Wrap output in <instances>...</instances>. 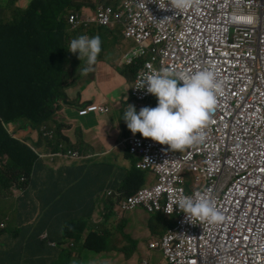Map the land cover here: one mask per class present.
<instances>
[{
  "label": "clouds",
  "instance_id": "obj_1",
  "mask_svg": "<svg viewBox=\"0 0 264 264\" xmlns=\"http://www.w3.org/2000/svg\"><path fill=\"white\" fill-rule=\"evenodd\" d=\"M16 1L10 0V3L15 5ZM156 2L160 9H168L170 6L178 11L185 8L189 0H156ZM242 2L243 4L240 8L236 9L234 16H230L224 14L218 8L210 7L208 0H203L198 5V8H207L214 23L203 29L190 28L186 34V43L191 47L188 52L194 56H199L196 54L201 47L215 45L223 38L225 41L237 38L235 42L241 43L244 50H246L251 47L254 41L264 38V28L252 31V29H255L254 25L264 15V11L262 13L264 0H258V3H261L263 8H258L257 10L249 6V0H242ZM28 5L25 8L16 6L17 8L14 10V15L10 22L13 21L18 10H24ZM128 9L131 8L128 7ZM63 18L66 22V28L71 32L80 28V25L72 22L69 6L66 7ZM251 26H253L252 29L250 28ZM152 32L153 35L148 40L153 41L157 34L156 26L152 28ZM208 40L211 41L209 45L207 44ZM154 47L157 46L154 44ZM157 49L159 50V48ZM68 51L77 54L73 56L75 59H85L86 62L82 63L84 67L81 68L80 74L87 76L88 73L94 71L93 66L101 52V38L98 35L92 37L79 35L70 41ZM112 60L117 63H125L121 59L118 60V58ZM251 62L252 64H250ZM237 69L240 73L248 75L247 83L258 79V77L261 78L260 60L258 57H252L247 62H240ZM149 71L141 74L138 78L134 86L137 89L135 96H154L157 101L155 107L144 106L137 111L134 105L127 103L128 107L126 109L120 102V98L114 100L111 106L96 102H82L80 98L75 106L79 117H84L89 114L105 116L114 107L113 113L115 117L113 120L119 121L121 141L125 134L128 135L127 143L123 144L122 142L124 145L122 154L124 155L125 163L116 164L113 160L108 159L98 161L97 171L93 174L94 179L97 180L99 177H106L107 180L111 181V173L116 168H120L121 170L120 179L115 180L120 185L122 183L127 184L132 173L142 175V183L127 196L121 206L113 205L104 193L99 192L101 198L105 201L104 209L115 215L117 211L120 212L121 214L117 215L118 217H122L126 213H130L128 216H131L134 214L140 215L143 212L153 217L166 230V233L161 239L154 244L153 249L159 250L164 255L168 251V247L173 246L177 253V260L173 259L166 264H248L250 260L249 256L253 254L250 253L253 250V246L236 241L221 242L209 246L203 242H195L189 239L194 233L190 228V222L193 224H195L194 221L201 223H219L223 220V215L213 205L211 198L204 193H199L200 190H204L208 185L200 177L198 171H195V173L198 175L197 178L204 183V187L196 190L192 194L188 193L184 188L185 177L181 173L183 179L181 187L184 188L185 195L173 201L174 208L170 207L167 196L164 197L161 203V209H151L147 206L145 198L146 191H150L158 186L161 169L170 155L181 156L180 151L185 148L191 147L192 149L203 143L205 140L204 132L209 129L212 121L219 117L222 109L217 102L218 95L222 91V82L217 79L216 73L210 68H201L194 72H187L176 68L154 70L151 73ZM117 73L122 75L119 70H117ZM93 106L98 107L97 111L87 115L81 114L83 111H90L89 108ZM232 122L233 125L229 130V136L231 138L245 139L249 136L245 119L237 120V116H235ZM10 125H13V123H9L6 126L7 132L14 139L24 144L23 141L15 136V132L10 131ZM138 134L144 138H151L161 145H168L169 149L166 146L160 147L146 143L141 144L135 138ZM65 157L66 159H70L71 162L76 163L85 160L75 146L71 147V150H69ZM5 160H7L6 156L3 162L0 163H4ZM31 177L32 172L30 179ZM154 179H156V183L149 186V183ZM229 180V177H226L224 182L219 185L223 186ZM26 181V178L21 177L19 182L8 190V193L1 200L9 203L14 199L15 205L8 207L6 211H15V214L13 217L0 214V227L6 230V232H0V238H2L3 242H7L9 240L7 238L8 234L11 236L15 235L18 244L16 245V250H14L9 242L3 248H0V264H10L16 256L20 257L19 261H21V264H45L48 258L56 256L55 252L50 253V246L56 247V243L58 242L65 243L63 246H66L68 241H74L76 244L84 242L86 239L82 238L84 235V225L87 223L94 224L95 221L101 220L105 213L104 209L98 207L94 200L86 199L83 204H75L73 201L66 199V192L55 196L51 204L56 205V208L59 205L61 208H66L71 214V217H75L74 219L66 217V224L70 225L73 229L81 230V233L78 235H75V230L67 231L70 234L66 232L61 239H56L50 230L51 221L47 218L61 217L54 216L55 211L50 215H46L44 211L30 223H24L19 220L16 209L19 196L15 191L24 192V187L28 184L25 183ZM132 184H135V182ZM0 208L3 209L1 205ZM98 213H101L102 216H95ZM109 216L108 219H110ZM26 226H31L34 229V234L29 239V243L31 244L29 247H23L21 242L20 233ZM101 227L102 225L100 224L98 227L92 228L90 232H98L102 237H110L113 234L112 232L104 234L101 231ZM174 231H177L181 242L185 244L180 243L174 238ZM241 253L243 256L240 258ZM144 264L150 263L146 260ZM252 264H264V261H254Z\"/></svg>",
  "mask_w": 264,
  "mask_h": 264
},
{
  "label": "built area",
  "instance_id": "obj_2",
  "mask_svg": "<svg viewBox=\"0 0 264 264\" xmlns=\"http://www.w3.org/2000/svg\"><path fill=\"white\" fill-rule=\"evenodd\" d=\"M202 1L189 0L188 5L178 11L170 6L160 9L156 0H129L126 4L131 9L135 8L136 15L142 20L145 40L153 35L152 28L157 27L153 41L161 53L163 69L194 72L210 68L224 88V94H219L217 98L221 113L204 132L209 140H204L186 155H170L161 169L158 186L146 191L145 198L149 208L161 209V203L167 196L170 207L174 208L173 201L185 195L181 187L183 168L191 167L198 171L207 185L209 178L217 183L220 176L230 172V180L223 186L206 185L204 190L199 191L211 198L223 220L219 223L190 222L194 233L189 239L209 246L227 241L243 242L253 246L249 261L256 257V261H264V38L254 41L246 50L241 43L235 42L237 38L229 41L223 38L215 45H209L211 41L208 40L209 46L201 47L196 54L202 61L186 64L184 58L191 54L188 52L191 47L186 43L190 28L203 29L214 23L207 8H198ZM242 4V0H208L210 7L230 16H234ZM254 27L252 31L264 28V15ZM252 57L260 60L261 78L247 83L248 75L240 73L237 68L240 62H247ZM229 58H234L236 62L229 63ZM97 109L93 106L90 111L81 114L87 115ZM235 116L237 120L245 119L247 122L249 136L245 139L229 136ZM207 157L215 158L217 165L207 164ZM222 161L226 162V167ZM213 172L217 174L213 175ZM251 217H256L257 221L251 230L240 225L241 221L250 224ZM242 256L241 253L240 258Z\"/></svg>",
  "mask_w": 264,
  "mask_h": 264
},
{
  "label": "crops",
  "instance_id": "obj_3",
  "mask_svg": "<svg viewBox=\"0 0 264 264\" xmlns=\"http://www.w3.org/2000/svg\"><path fill=\"white\" fill-rule=\"evenodd\" d=\"M29 1L30 0H17L16 4L13 5L10 3V0H0L1 25L9 23L14 15V10L17 7L25 8ZM128 1L129 0H115L114 3L123 7ZM104 7L105 4H103V0L99 4H95L92 1L74 0L69 6L72 22L80 25V27L88 25L98 18ZM258 8H263L261 3H259ZM258 8H254V10ZM129 10L131 11V15L126 29L128 33L133 36V44L125 39L122 33L121 38L118 35H114L111 43H108V39L102 40L100 52L102 57L100 61L93 66L94 75L90 78L89 82L82 83L81 81L85 77L82 76V79L77 85L66 89L65 93L67 96H48L50 105L41 122L32 124L30 121L23 119L21 122L10 125V131L15 132V136L23 141L27 147L32 149L37 156L33 163L32 177L24 187L25 191H15L19 196L16 209H21V215L25 218L24 223L32 222L44 211L46 215L54 213L53 209L56 208V205L51 204V201L55 196L61 195L64 192L67 194L66 199L73 201L75 204H83L86 199H91L95 201L98 207L104 209L105 201L100 199L101 196L99 192H97L98 186L93 177V174L97 171V162L108 159L113 160L116 164L125 163L122 150L124 149L123 144H126L128 141V135L125 134L121 141L119 121L113 120L115 117L113 113L114 107L112 111L105 116L89 114L84 117H79L75 106L80 98L82 102H96L107 106L113 105V101L120 98V102L126 109L128 103L134 105L137 111L144 106H156L157 101L154 96L136 97L135 92L137 89L134 86L141 74L147 73L149 70L163 69L161 64V53L157 47H154V42L152 40H145L143 38L141 28L142 20L136 15V9L132 8ZM122 11L127 10L122 9ZM8 16H11L10 20L3 23ZM250 28L252 29L253 26ZM93 29L98 28L94 25H90L87 30L80 35H88L89 37L97 35V30L94 34L92 31ZM231 30H233V28H231ZM71 34L72 32L66 29L63 41H66L67 47L70 45V41L76 38L74 36L70 37ZM105 43L111 45H106ZM115 55H118L121 60L131 67L139 65L137 70L134 73L129 70L126 74L119 75L117 70L107 65V61L114 59L112 56ZM68 59L69 61L76 60L74 57H68ZM80 61L81 63L85 62L83 58H81ZM184 61L186 64L193 65L197 62H201L202 59L200 56L191 54L184 58ZM228 62L234 63L236 60L234 58H229ZM250 64H252V62ZM82 67H84V65H82ZM38 69H41L43 76H45V70L40 66H38ZM220 94H224V88ZM54 102H57L55 106L53 105ZM59 128L61 135L66 138H62L55 133ZM135 138L142 144L146 143L160 147L166 146L169 149L168 145H161L159 142L153 141L151 138H144L140 134L136 135ZM83 144L88 145V147L92 146V152L87 154L81 152L80 146ZM73 146L76 147L77 151L83 157H88L90 161L94 163L91 171H86L84 176H82L81 170L85 169L87 160L76 163L71 162L70 159H66L65 157ZM190 151L191 147H187L180 151V153L181 155H186ZM187 170L195 173L191 167L183 168L182 173L184 174ZM120 174V168H116L111 173V181L118 183V181L115 180L120 179ZM197 181L200 182L201 180L197 178ZM155 183L156 179L151 181L149 186ZM184 188L186 189L185 186ZM79 190L82 192H78ZM195 191L188 193L192 194ZM0 205L4 210H7L8 207L15 205L14 199L9 203L0 201ZM49 205L52 206L49 207ZM104 211L105 213L103 216L101 213L95 214V216L103 217L100 220V224L102 225L101 231L104 234H109L111 232L109 229L110 219H108L110 213L105 209ZM47 218L51 221L50 230L56 239H61L67 231L74 230L70 225L66 224V217ZM74 218L75 217H70V219ZM98 226L99 225L96 227ZM92 228L94 227H90L89 231ZM33 234L34 229H32L31 226L23 228L20 233L23 247H29L31 245L29 239ZM67 234H70V232H67ZM9 243L14 250H16V245H14L12 241H9Z\"/></svg>",
  "mask_w": 264,
  "mask_h": 264
},
{
  "label": "trees",
  "instance_id": "obj_4",
  "mask_svg": "<svg viewBox=\"0 0 264 264\" xmlns=\"http://www.w3.org/2000/svg\"><path fill=\"white\" fill-rule=\"evenodd\" d=\"M73 1L31 0L26 9L17 11L12 22L6 25H1L0 22V162H3L5 156L8 161L5 165L7 174L0 172V192L3 189L10 190L21 177L26 178L25 183H28L33 163L37 158L29 147L7 132L6 126L23 119L32 124L41 122L50 105L48 96H67L66 89L77 85L82 79V75L77 74L83 68L81 61H69L68 57L77 54L68 51L69 45L66 48L63 43L67 29L63 16L66 7ZM96 30L101 41L108 39V43H111L113 36L109 29H93L94 34ZM108 43L105 44L111 45ZM101 57L99 53L96 63ZM107 65L121 71L122 75L129 70L134 73L139 66L131 67L112 59L107 61ZM38 66L45 70V76ZM93 75L94 72L88 73L81 82H89ZM55 104L57 102L53 103L54 106ZM55 133L66 138L61 135L60 128ZM80 150L87 154L92 152L93 147L83 144ZM84 158L87 161L85 169L81 170L82 176L86 171L90 172L94 164L88 157ZM95 181L97 192L104 193L113 205L121 206L127 196L142 183V175L132 173L127 184L122 185L109 181L106 177H99ZM133 182L135 184H132ZM20 210H17V216L24 222L25 218ZM53 211L54 216L71 217L69 211L60 205ZM74 230L75 235L81 233L80 229ZM63 244L65 243L58 242L56 247L50 246V253H56V256L50 259L54 262L63 260V264H69V260L66 262L63 259L67 256ZM19 259L20 257L16 256L10 264H17Z\"/></svg>",
  "mask_w": 264,
  "mask_h": 264
},
{
  "label": "rangeland",
  "instance_id": "obj_5",
  "mask_svg": "<svg viewBox=\"0 0 264 264\" xmlns=\"http://www.w3.org/2000/svg\"><path fill=\"white\" fill-rule=\"evenodd\" d=\"M83 1H92L95 4H99L102 0H83ZM255 3L254 8L259 7L258 0H251ZM115 0H103L105 4L104 9L100 12L98 18H96L92 23L82 26L72 31L71 36L76 37L77 35L82 34L90 25H94L97 28H107L112 32V36L118 35L124 36L125 39L129 40L133 44V36L130 35L126 29L127 24L130 21L131 11L128 7L119 6L114 3ZM125 9L127 11H122ZM11 16L6 17L3 23L9 21ZM108 30V31H109ZM122 33V34H121ZM63 43H67L64 41ZM129 46V45H128ZM114 59L120 60L121 58L118 55L112 56ZM84 59V58H83ZM85 61V59H84ZM86 62V61H85ZM79 75V71L77 72ZM206 141L209 138H205ZM7 160L2 164L0 163V172L7 174L5 170V165ZM206 163L209 165H217V160L215 158H206ZM226 167V162L222 161ZM213 175L217 174L216 172L212 173ZM230 175V172L226 171V175L220 176L218 182L215 183L214 179L209 178L208 185H219L224 182V179ZM183 176L185 177L184 186L188 192H193L197 189L204 187L202 181H197V174L189 170L185 171ZM8 193L7 189H3L0 192V201ZM102 199V198H100ZM110 225L109 229L113 233L110 237H102L100 233H91L89 231L90 227H96L100 225V220L94 222V224L87 223L83 227V239L84 242L75 243L74 241H68L67 245L64 246L66 249L67 256L63 258L64 261H70L69 264H144L146 260L150 264H166L173 259L177 260V253L173 246H169L168 251L164 255L159 250H154V244L161 239V237L166 233V230L153 219L147 213L143 212L140 215H126L118 217L120 212H116V215L112 212H109ZM0 214L7 215L8 217H13L15 211H6L0 208ZM259 220V219H258ZM250 224H244L242 221L240 225H245L247 229H250L256 225V217H251ZM0 232H6V230L0 227ZM174 238L182 244L180 238L178 237L177 231L173 232ZM8 234L7 242H3L0 238V248H3L9 241H12L14 245L18 244L17 237ZM3 242V243H2ZM73 243V245H71ZM258 257L249 261L248 264H252L256 261ZM17 264H21V261H18ZM45 264H63V260L54 262L50 258L47 259Z\"/></svg>",
  "mask_w": 264,
  "mask_h": 264
},
{
  "label": "bare ground",
  "instance_id": "obj_6",
  "mask_svg": "<svg viewBox=\"0 0 264 264\" xmlns=\"http://www.w3.org/2000/svg\"><path fill=\"white\" fill-rule=\"evenodd\" d=\"M255 5V3L253 2V1H251L250 3H249V6L251 7V6H254Z\"/></svg>",
  "mask_w": 264,
  "mask_h": 264
}]
</instances>
